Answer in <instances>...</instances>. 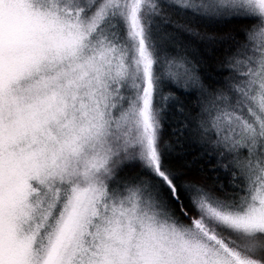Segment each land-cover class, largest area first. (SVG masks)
I'll use <instances>...</instances> for the list:
<instances>
[{
    "label": "snow or ice",
    "instance_id": "snow-or-ice-1",
    "mask_svg": "<svg viewBox=\"0 0 264 264\" xmlns=\"http://www.w3.org/2000/svg\"><path fill=\"white\" fill-rule=\"evenodd\" d=\"M0 264H264V0H0Z\"/></svg>",
    "mask_w": 264,
    "mask_h": 264
}]
</instances>
